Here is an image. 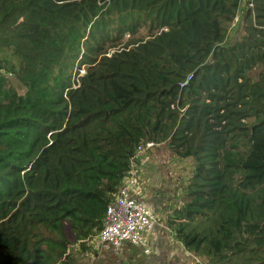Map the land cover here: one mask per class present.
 Returning <instances> with one entry per match:
<instances>
[{"label": "trees", "instance_id": "obj_1", "mask_svg": "<svg viewBox=\"0 0 264 264\" xmlns=\"http://www.w3.org/2000/svg\"><path fill=\"white\" fill-rule=\"evenodd\" d=\"M243 1L0 0V264H67L147 142L192 161L175 241L264 264V0Z\"/></svg>", "mask_w": 264, "mask_h": 264}, {"label": "rangeland", "instance_id": "obj_2", "mask_svg": "<svg viewBox=\"0 0 264 264\" xmlns=\"http://www.w3.org/2000/svg\"><path fill=\"white\" fill-rule=\"evenodd\" d=\"M242 28L243 25L241 15L240 21L230 29L228 39L230 41L234 40L242 31ZM142 34H144V31L137 34L136 38L140 37ZM2 59L6 63L16 64V60L8 51L2 53ZM83 69L84 68H82V71ZM82 71L79 72L78 76L83 74ZM162 146L163 145L157 147L155 150L151 151V153L146 152V154L140 157L135 169L137 170V174L139 171L141 172V176L147 185L146 189H148L146 193L148 195H152V200L154 201L157 210H160V212L168 219L172 210L182 205L184 187L188 183V179L192 174L193 168L192 161L190 159L178 161L173 156L171 157L168 150L165 148L160 149ZM143 180L140 178V185H142L145 189V186L142 184ZM143 197L144 191L140 193V198ZM163 228L164 230H167V225L165 223L163 224ZM161 246L162 249L158 248L155 250L157 255L154 258L148 259L150 256H146L142 259L143 262L141 264H163L159 262L160 257L163 255H167L166 259L168 262H165V264H206V260L193 256L184 249V246L182 247L177 242ZM70 250L75 251L76 255L74 254V258L76 261L84 262L82 254H78L81 252L79 245L73 244L70 247ZM159 250H162V255H158ZM77 257H79V260ZM187 257V261L183 262ZM123 264L132 263L130 260L129 262L127 261Z\"/></svg>", "mask_w": 264, "mask_h": 264}, {"label": "built area", "instance_id": "obj_3", "mask_svg": "<svg viewBox=\"0 0 264 264\" xmlns=\"http://www.w3.org/2000/svg\"><path fill=\"white\" fill-rule=\"evenodd\" d=\"M246 2L247 0H244L243 4ZM248 7L253 8V4L248 3ZM238 19L239 12L235 16L233 26L238 22ZM163 31L166 29L163 28ZM191 77L189 74L179 83V87H185ZM157 147H159L158 144L147 142L137 148L136 157L131 161L128 175L106 208L102 229L94 236V240L98 244H108L113 248H120L123 244L144 247L146 234L159 225L157 214L140 198V178L135 169L136 160Z\"/></svg>", "mask_w": 264, "mask_h": 264}, {"label": "crops", "instance_id": "obj_4", "mask_svg": "<svg viewBox=\"0 0 264 264\" xmlns=\"http://www.w3.org/2000/svg\"><path fill=\"white\" fill-rule=\"evenodd\" d=\"M138 176L143 180L140 171L138 172ZM142 184L145 186V189L142 185L140 188V193L144 191V197L142 198V200L152 208L159 219V225L156 226L154 230L146 234V245H144V247H136L130 244H123L120 248H113L108 244H98L94 240L93 236L92 238L84 242L86 248H82L79 243L77 244L81 248V252H79L78 254H82L84 262L76 261L74 258V254L76 255L75 251L69 249L67 252V257H69L67 258V264H123L127 261L129 262L130 260L132 264H141L143 262L142 259L146 256H150L148 257V259L154 258L157 255L155 250H157L158 248L162 249L161 245L171 243L174 244L175 242H177L175 241L173 233L169 230L168 227L167 230H164L163 224L165 223L167 225L168 219L160 212V210H157V207L152 200V195H148L146 193L148 189H146L147 185L144 180ZM179 244L183 247L181 243ZM161 251L162 250H159L158 255L163 254V252ZM166 257L167 255L161 256L159 262L163 264H165V262L167 263L168 260L166 259ZM77 259L79 260V257H77ZM187 259L188 257L183 262H186Z\"/></svg>", "mask_w": 264, "mask_h": 264}]
</instances>
